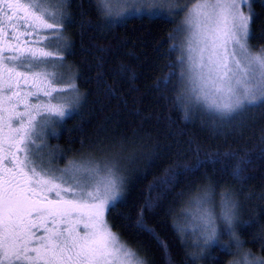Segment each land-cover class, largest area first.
Returning <instances> with one entry per match:
<instances>
[{"label":"trees","instance_id":"1","mask_svg":"<svg viewBox=\"0 0 264 264\" xmlns=\"http://www.w3.org/2000/svg\"><path fill=\"white\" fill-rule=\"evenodd\" d=\"M250 7L249 45L264 49V0ZM64 11L61 38L49 42L71 65L80 98L47 142L64 166L90 152L121 156L122 195L106 212L120 241L147 264H229V249L209 242L200 253L179 230L188 199L208 192L217 203L225 193L236 204L238 241L264 257V105L221 117L189 100L180 75L182 14L113 22L94 0H67Z\"/></svg>","mask_w":264,"mask_h":264},{"label":"snow or ice","instance_id":"2","mask_svg":"<svg viewBox=\"0 0 264 264\" xmlns=\"http://www.w3.org/2000/svg\"><path fill=\"white\" fill-rule=\"evenodd\" d=\"M66 3L0 0V264H147L104 218L119 198L122 181L116 162L70 161L59 169L53 167L51 153H43L36 143L39 130L65 115L66 101L53 104L54 94L75 87H57L64 77L57 71L63 64L56 61L63 58L47 50L50 33L55 40L61 38ZM94 3L109 17L141 11L183 13L181 52L186 56L180 61L186 69L181 76L186 74L190 85V101L221 117L264 105V49L253 53L249 45L254 15L250 0ZM21 104L23 111L18 110ZM211 204L208 192L191 202L210 228L208 239L216 233L214 210L207 207ZM220 204V219L232 234L236 204L225 193ZM235 246L242 247V242ZM233 264H264V259L244 253Z\"/></svg>","mask_w":264,"mask_h":264},{"label":"rangeland","instance_id":"3","mask_svg":"<svg viewBox=\"0 0 264 264\" xmlns=\"http://www.w3.org/2000/svg\"><path fill=\"white\" fill-rule=\"evenodd\" d=\"M179 3L181 5L188 4L189 0H179ZM64 7H65V5H64ZM128 7H132V5L129 4ZM243 10L245 11V14L248 13L247 8H245ZM141 13H149V12H147V11H141L139 13L129 12L128 14L123 16L122 18L115 17V16H112V17L105 16V15L104 16L107 19L110 18L113 22H115V21L123 19L129 15L141 14ZM157 13H159V12L149 13V14H157ZM181 14H182L181 20L183 21L184 20V14L183 13H181ZM181 28H182V23L178 27V35L180 34V37H181V49H182L185 46L186 33L184 31H182ZM49 43L52 46L49 47L47 50L53 51L52 48H55L56 45L53 41H50ZM63 46H64V44H62V48H63ZM252 51H253V53H257V52H259V49L258 50L252 49ZM182 54L186 56V53H182L180 50V57ZM179 60H180V58H179ZM61 63L63 64V67L62 68L57 67V71L63 75L64 79L62 80L61 83H59L57 85V87H69L70 85L75 86V76L71 70V65L69 63H67L64 59L56 61L57 65H59ZM184 69H186V64L182 65L181 61H180V75H181V71ZM181 78H182L181 81L183 84L185 95L189 98L190 97V85L188 84L186 74L184 77L181 76ZM54 95L56 96L57 99L52 101L53 104L57 103L58 101H61V102L66 101V103L64 105L65 115L63 117H55L53 123H51L47 128L39 130V137L40 138L36 140V143L38 145L42 146L43 153H51L53 167L59 168V169H64V168L68 167L69 164H67L66 166H64V164L63 165L59 164L60 162L58 161V159L62 156V154H60V152H58L55 147L49 146V144L47 142V137L50 134L55 133L56 128H57L56 126L59 123V120L61 121L71 111V106L73 105L75 107L77 105L75 103L80 98V94L74 87V89H71L68 93H56ZM46 100H47V98H42V101H46ZM32 103H35V100H33ZM197 106H201V105H197ZM19 111H23V109H20ZM119 157H121L119 154H114V153H109V152H105V153H102V152H92L91 153L90 152L88 154H85V155H82L79 157H75V160L72 159L70 161H77V162H83V163L100 162L101 165H103V163H105V162L115 161L117 164V176L122 181V183L120 185V189H119V198L118 199H120V197L122 195L124 183L126 180L127 172L123 169V167L122 168L119 167V165H120V158ZM102 175H103V173H102ZM201 194H203V192L198 193L195 196H193L192 198L188 199L187 208L186 209L184 208L185 210L183 209L187 216L184 219V221L179 222V230H180L182 236L188 240V245L191 249L199 251L200 253H203V247L206 246L210 242L209 244H212V245L218 244L222 247H228V249L232 252V255H233L231 262L229 264H233L234 261H241L244 253H249V252H247L243 247L237 248L235 246L236 241H238V239L235 235V232H232V234H229L230 230L228 229V226L226 224L222 223V221L220 219L221 198H220L219 202L215 203L216 200L214 198H212V196H211V198L213 200V204L208 205L207 207H210L214 210L216 233H215L214 238L208 239V237L210 235V228L205 224V222L203 220H201L199 218V216L195 213V210L192 208V205H191L192 200ZM106 212H107V210H106ZM106 212H105L104 218H105V221L107 222L109 228L111 229V227L108 223V220L106 218ZM233 227H234V225H233ZM221 229H223V231H225L224 233H225L226 237H223V233L220 234ZM111 231L114 234H116L112 229H111ZM258 258L264 259V257H258Z\"/></svg>","mask_w":264,"mask_h":264},{"label":"flooded vegetation","instance_id":"4","mask_svg":"<svg viewBox=\"0 0 264 264\" xmlns=\"http://www.w3.org/2000/svg\"><path fill=\"white\" fill-rule=\"evenodd\" d=\"M49 35H50V38L54 36V34H51V33H50ZM33 100H34V99H33ZM33 100H32V101H33ZM32 101H31V102H32ZM20 109H23V105H22V104H21V106H20V108H19L18 110H20Z\"/></svg>","mask_w":264,"mask_h":264}]
</instances>
